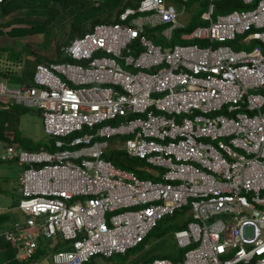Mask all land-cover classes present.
Wrapping results in <instances>:
<instances>
[{
	"label": "built area",
	"instance_id": "2783aa9c",
	"mask_svg": "<svg viewBox=\"0 0 264 264\" xmlns=\"http://www.w3.org/2000/svg\"><path fill=\"white\" fill-rule=\"evenodd\" d=\"M213 1L187 31L185 4L138 0L61 45L63 60L35 63L31 83L0 78L2 100L38 107L54 145L0 152L23 165L22 214L0 230L17 259L58 234L72 246L56 249L53 264L125 253L184 210L173 230L180 257L135 264H264V111L257 122L233 110L250 87L264 97V0L214 16ZM175 30L182 41L170 43ZM109 148L142 158L155 169L135 168L154 177L114 164Z\"/></svg>",
	"mask_w": 264,
	"mask_h": 264
},
{
	"label": "trees",
	"instance_id": "16d2710c",
	"mask_svg": "<svg viewBox=\"0 0 264 264\" xmlns=\"http://www.w3.org/2000/svg\"><path fill=\"white\" fill-rule=\"evenodd\" d=\"M171 1H173L176 5H178V7H180L181 4H185L188 12L192 11L191 14L189 15V19L184 30L188 31L194 25L204 22L202 21L200 15L201 12L207 7V0H185L183 2H181V0H171ZM137 2L138 0H103L101 1L100 5L94 6L92 5L90 0H0V17H4V16L6 17L10 15L8 19H4V21L2 22L3 25H10V26L6 30L2 29V27L0 26V36L14 37L29 33L30 34H34L38 32L44 33L48 30V24H50L58 14L60 17L64 15V11L60 10L58 5H61L64 8L69 7L71 10L70 11L71 14L69 17H71V19L69 21L68 24L69 29L66 34L67 40L66 41L58 40L57 44L55 45L57 47L55 51L56 53L54 55L52 53L51 55H47V56L45 54L43 55L39 54V56H37L36 62L48 61V60H63L64 58L62 57V55L60 53H57V49L59 45H63L67 43L72 37L76 35H80L87 28H89L94 22L100 20L117 19L116 14L112 19L109 17L99 18L98 16H96L97 9H100L102 10L103 13L110 15L113 11L118 13L122 7L126 5H135ZM213 4H214V8H213L214 15L216 13L226 12L234 8H246L251 6L250 4L249 5L245 4L242 0H215L213 1ZM38 15L43 16V19L42 20L39 19L37 17ZM86 20H90V21H89V25L85 28L84 24ZM23 22H25V24H20ZM155 31L156 29H148L147 34L150 37H152L155 42L166 44L167 42L163 38H161V36ZM178 32L179 30H175L173 38H171L170 40V43L182 41L181 38L179 37ZM200 43H204V42L200 41ZM25 45H28V43H25ZM239 46H245V45H239ZM7 52H8V57H6ZM18 53L19 50L14 51L9 46L6 45L0 46V78L2 81L14 82V75L16 73V71H14L15 70L14 67L15 65L19 64L20 61L19 63H17V61H14L13 59L10 58L15 57V55ZM22 58L24 64H23V69L20 70V74L23 80L17 79L16 77L15 79L21 80L24 83H31L33 71L28 70V61L25 59V57L22 56ZM6 106H10V108L5 109ZM0 108H1L0 138L6 140L7 137L4 135V131L5 129H10V128L6 127L3 124V122L4 120H10V122L16 121L20 107L18 104L11 105L9 104V102L3 101L2 98L0 97ZM118 118H122V116H118ZM11 133H13L14 136L12 139H10L7 142V144L21 145L22 147L29 150L41 149V148L54 149L52 138H43V140H40L36 143H34L33 141L28 142L26 140H23V143H21L20 138L17 136L16 128L11 129ZM103 156L105 158L110 159L114 164L118 166L135 170V172L141 177H154L145 168H135L137 165L138 166L145 165V162L142 158L136 157L138 162H134V163L128 162L129 159L134 157L128 156L123 149L109 148L103 153ZM12 160L16 161L15 159ZM0 161H5V160L0 159ZM19 196H20V192H19ZM176 212L170 214L169 216L173 217ZM11 218H12L11 214L7 212H0V227H2L3 224H6L5 221L8 222ZM160 221L157 226L161 224ZM185 223H186V219H184L181 223H175L174 225L175 227H179L185 225ZM7 224H9L7 225L8 227H11L10 223ZM140 245H142V243H140ZM0 247L6 248L7 250L11 249L9 247L8 242L5 239L0 240ZM132 249L127 250L124 254H127V252ZM172 253L173 252H169L168 254L171 255L173 259H177L180 257L181 250L179 251L177 250V253L173 255ZM151 256L155 257L156 255L149 254L137 260L134 259L135 261L133 260L132 263H136L142 260H147V258ZM163 256H165V254H163ZM89 262L90 259L85 264H88Z\"/></svg>",
	"mask_w": 264,
	"mask_h": 264
},
{
	"label": "rangeland",
	"instance_id": "374dc122",
	"mask_svg": "<svg viewBox=\"0 0 264 264\" xmlns=\"http://www.w3.org/2000/svg\"><path fill=\"white\" fill-rule=\"evenodd\" d=\"M58 7L60 10L64 11V15L60 17L58 14L54 20L48 24V30L46 32H38L34 34L29 33L14 37L0 36V44L9 46L14 51L19 50V53L16 54L15 57L10 58L17 62L20 61V67H17V72L14 75V82H6L8 86L15 87L22 83L21 80H17L22 79L20 74V70L23 69L24 64L22 56L28 61V70L33 71L34 64L37 61L36 59L39 54L43 55L47 52V50H52V48L57 44L58 40H67L66 34L69 29L68 24L71 19V17H69L71 10L69 7L64 8L61 5H58ZM96 14V16L99 18L109 17L112 19L114 18L116 12L113 11L110 15H107L103 13L102 10L97 9ZM9 16L10 15L6 17H0V26L4 30L8 29L10 25H3L2 22L4 19H8ZM37 17L41 20L43 19V16L38 15ZM180 19L186 22V14L182 15ZM89 21L90 20H86L84 24L85 28L89 25ZM20 24H25V22ZM25 43H28V45H25ZM56 48L57 47L55 46L53 54L56 53ZM6 57H8V52L6 53ZM15 77L17 79H15ZM19 107L20 108L16 121L11 122V128H16L17 136L20 138V142L23 143V140H26L28 142L33 141L36 143L40 140H43V138H48V135H46L43 131V120L38 109L21 105ZM6 143L7 140L0 138V152L4 151V144ZM128 162L134 163L138 161L137 158L134 157L129 159ZM22 167L23 165L21 163L14 160L0 161V212H7L16 217H20V214H22L17 208V202L19 199L18 178ZM145 167L149 170L155 169L154 167L147 164H145ZM183 213L184 210H181L176 212L173 217H170L169 215L165 216L160 221L161 224L150 231L145 245H138L134 249L128 251L127 254L117 253L110 257H105L102 254H96L90 258V262L88 264H135L132 263L134 259L137 260L149 254H154L157 256L165 254V256L172 258V256L168 253L174 252L178 247L175 245L171 231L175 228V223L184 220L185 217ZM5 223L8 222L5 221ZM5 226L6 224L2 225V227ZM247 233H249L248 228ZM69 244L70 241L63 239L60 234L51 238H42L39 241L38 252L35 256L37 262L34 263L33 261H30L24 262L23 264H52V254L54 252V248H66L69 246Z\"/></svg>",
	"mask_w": 264,
	"mask_h": 264
},
{
	"label": "clouds",
	"instance_id": "9594fccd",
	"mask_svg": "<svg viewBox=\"0 0 264 264\" xmlns=\"http://www.w3.org/2000/svg\"><path fill=\"white\" fill-rule=\"evenodd\" d=\"M101 1H103V0H101ZM101 1H100V3H101ZM100 3H99V5H100ZM137 4V3H136ZM93 5V4H92ZM94 6H98V5H94ZM126 6H128V5H126ZM125 7V6H124ZM123 8V7H122ZM121 8V9H122ZM120 9V10H121ZM119 10V11H120ZM119 13V12H118ZM118 13H116V15H117V19L116 20H100V21H111V22H114V21H117L118 20ZM220 13V12H219ZM223 13V12H222ZM217 14V13H216ZM213 16H214V14H213ZM97 22H99V21H97ZM95 23V22H94ZM93 23V24H94ZM88 29V28H87ZM86 29V30H87ZM82 34V33H81ZM80 34V35H81ZM76 36H78V35H76ZM75 37V36H74ZM73 38V37H72ZM71 38V39H72ZM70 39V40H71ZM69 40V41H70ZM203 41V40H202ZM232 41V40H231ZM230 42V41H229ZM60 46L61 45H59L58 46V53H60L61 55H62V53H61V51H60ZM240 47V46H239ZM62 57H63V55H62ZM48 61H52V60H48ZM57 61V60H56ZM40 62V61H39ZM46 62V61H45ZM37 63V62H36ZM261 90L262 89H259V88H255V87H250L249 89H248V93H246V94H244L243 95V99H244V101L243 102H241V101H239V103H241V106L240 107H238V108H235V109H233V110H235V111H243V112H252V113H254V115H256L255 116V120L257 121V122H262L263 121V119L261 118V117H259V113L261 114L263 111H264V97L262 98V99H260V98H257V97H255V96H253V95H255V94H262L263 92H261ZM248 94H250L249 95V98H250V103H249V107H248V100H247V95ZM9 102V101H8ZM9 104H11V105H13V104H17V103H14V102H9ZM230 104H233L232 102H230V101H228V102H225V106H229ZM19 106L21 105V106H28V107H34V108H37L38 109V111H39V113H40V115H41V112H40V109L38 108V107H35V106H32V105H23V104H18ZM7 108H10V106H6L5 107V109H7ZM1 109V108H0ZM217 111H221V112H225V109H219V110H217ZM41 117H42V115H41ZM3 124L6 126V127H9L10 129H5V132H4V135L7 137V142L10 140V139H12L13 138V136H14V134L13 133H11V122H10V120H4V122H3ZM44 131V130H43ZM45 133V132H44ZM6 145H7V143H6ZM5 145V146H6ZM16 145V144H15ZM20 146V145H19ZM22 147V146H21ZM5 161H12V160H10V159H8V160H5ZM18 162V161H17ZM18 203V202H17ZM165 216H167V215H165ZM164 216V217H165ZM11 219L8 221V223H10L11 224V227H8L7 225H9V224H7L6 223V226L5 227H0V230H2V231H4V230H6V229H9V230H12L13 229V224H12V222H13V220L15 219V218H20V217H16V216H14V215H11ZM163 217V218H164ZM163 218H161V219H163ZM184 219H186V218H184ZM159 223V222H158ZM158 225V224H157ZM157 225L155 226V227H157ZM154 227V228H155ZM153 228V229H154ZM177 227H175L174 229H176ZM173 229V230H174ZM173 230L171 231L172 233H173ZM150 233V232H149ZM148 236V235H147ZM147 236L145 237V239L141 242L142 244H145L146 243V238H147ZM1 239H5L3 236H1L0 235V240ZM7 242H8V244H9V247L11 248V250H12V252H13V256H12V260H15L16 262H19L18 264H20V262L21 263H23V262H30V261H33L34 263H36L37 262V260L35 259V256H36V254H37V252H38V247H36V249H35V251H34V253H33V255L31 256V257H29L28 259H24V260H19V259H17L16 257H15V251H16V244H12L11 243V241H9V240H7V239H5ZM140 245V244H139ZM38 246H39V241H38ZM71 243L69 244V246L68 247H66V248H71ZM138 246V245H137ZM136 246V247H137ZM135 248V247H134ZM1 249H3V247H0V250ZM58 250V249H62V248H54V251L55 250ZM130 249H132V248H130ZM129 250V249H128ZM94 255H96V254H94ZM94 255H92V256H94ZM91 256V257H92ZM90 257V258H91ZM110 257V256H109ZM89 258V259H90ZM11 260V259H10ZM88 261V260H87ZM87 261H85L83 264H85ZM142 261H144V260H142ZM137 263V262H136ZM52 264H53V259H52Z\"/></svg>",
	"mask_w": 264,
	"mask_h": 264
},
{
	"label": "crops",
	"instance_id": "0c3cea01",
	"mask_svg": "<svg viewBox=\"0 0 264 264\" xmlns=\"http://www.w3.org/2000/svg\"><path fill=\"white\" fill-rule=\"evenodd\" d=\"M191 12L192 11H190V12H188V10H187V12H186V16H187V18H189V15L191 14ZM231 43H232V45L234 46V47H236L237 45V47H239V45L240 44H238L237 43V41L236 40H233V41H231ZM55 47V46H54ZM54 47L52 48V50H47V52L45 53V55L47 56V55H51L53 52H54ZM50 52H52V53H50ZM54 55V54H53ZM17 63H19V62H17ZM17 63H15V64H17ZM36 63V62H35ZM34 66H35V64H34ZM17 67H20V63L19 64H17V65H15V67H14V71H16L17 70ZM17 72V71H16ZM4 82H6V81H4ZM22 83H24V82H22ZM21 84V83H20ZM5 132V131H4ZM5 145V144H4ZM21 146V145H20ZM183 221V220H182ZM182 221H179V222H177V223H181ZM172 237H173V233H172ZM173 240H174V238H173ZM175 241V240H174ZM145 245V244H144ZM143 245V246H144ZM176 245V244H175ZM177 250L179 251L180 249L179 248H177ZM177 250H175L174 252H173V254H175V253H177ZM12 256H13V252H12V250L11 249H6V248H3V249H1L0 250V257H1V259H0V264H18V262H16L15 260H12ZM156 257H167V256H163V255H161V256H157L156 255ZM150 258H152V256L151 257H149V258H147V260L148 259H150ZM11 259V260H10ZM24 263V262H23ZM23 263H21L20 262V264H23Z\"/></svg>",
	"mask_w": 264,
	"mask_h": 264
}]
</instances>
